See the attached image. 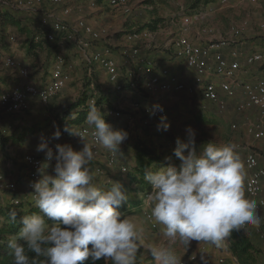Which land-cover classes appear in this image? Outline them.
Listing matches in <instances>:
<instances>
[{
  "label": "crops",
  "instance_id": "0c3cea01",
  "mask_svg": "<svg viewBox=\"0 0 264 264\" xmlns=\"http://www.w3.org/2000/svg\"><path fill=\"white\" fill-rule=\"evenodd\" d=\"M108 1L110 0H97V3L105 5L104 9L109 7V13H106L102 8L96 10L92 7L95 5V1L92 0H63L60 5L45 3L34 10L25 9L29 16L32 15L27 22L31 26L29 27L30 30L25 32L17 30L18 34H22L19 37L21 39L19 42H14L13 35H7L10 30L3 26L0 31V96L16 85L32 83L37 86H44L51 80L54 67L57 64V61H54L55 53L65 48L64 46L62 48L56 46L58 41L50 42L47 40L48 43H39L31 40L36 28L35 24L40 22V18L46 17L50 8L56 9L57 14L55 16L70 22V25L73 26L70 29H76L78 23L76 20L79 18H84L87 23L96 29H107V37L104 39L91 42L87 48H82L78 43L77 45L83 51L90 48L93 52L108 44L111 55L118 63L119 70L121 63L126 67H134L135 70L140 69V63H137L136 59H130L123 55L125 48L139 47L141 56L155 60L160 66H168L191 89L161 92L149 94L150 97H142L138 91L126 88L124 91L119 92L117 97H113L114 88L111 87L109 89V106L100 105L106 114L107 122L115 130H125L129 135L128 139L121 145V150L117 151V164H108L107 156L110 151L100 146V151L95 153V158L90 166L95 170V183L97 185L107 189L113 181H120L127 191L128 201L121 206L120 211L125 215L133 216L138 225L144 229L141 234L136 264H157V261L151 255L153 247L172 248L180 257L181 262H189L191 256L195 255L196 260L193 264H222L220 262L221 258H225L227 264H262L264 248L260 244L257 227L255 226L249 225L246 230L233 231L230 237L225 240L223 247H216L205 241H192L190 244H180L178 241L173 243L169 238L162 235V225L153 229L146 217V212L152 210L153 202L148 199L150 184L144 180L145 168L152 166V169L155 170L157 165H167L169 163L179 165L180 161L174 155V150L178 146L177 139L179 138L183 142L188 141V135L182 137L184 131L181 128L184 130L189 127L195 129L196 147L199 150L203 144L209 142L210 137L207 130L212 126V123L220 124V128L223 129L224 127L225 129L227 122L235 120L240 126H246L249 134H245L244 137L233 136L231 142L246 143L248 145L258 144L260 149L249 147L248 152H255L259 157L260 165L264 166V139L254 135V128L264 119L255 107L247 108L244 111L235 109L236 101L242 100L241 85L234 84L238 93L236 100H231L228 109L222 111L212 101L204 98L202 86L194 80L193 71L185 65L183 59L175 57L168 49L169 43L179 36H186L201 44L210 42L217 36L215 24L212 22L203 23L202 19H205L207 14L201 12H195L194 14L190 12L193 16H185L184 19L186 17L190 19L188 23H185L184 19L181 20L180 17L185 2L179 10L177 7L178 0H127L117 6L111 5L110 2L108 6ZM228 2L234 3L233 0H228ZM65 7L68 8L67 13L63 10ZM127 8L128 10H126ZM206 8L215 9V5L211 1L208 2ZM215 13L217 14V10L214 11ZM49 16H51L50 13ZM173 16H176V18L171 19ZM169 19H171L170 24L177 35L166 44V39H164L166 35L155 36L153 34L157 31L162 32L166 27L161 25L162 20L166 22ZM195 20H197L196 23H194ZM150 24L153 25L152 28L149 26ZM4 29L6 30L3 31ZM240 29L241 27L238 28V30ZM132 31H139V33L147 31L149 36L140 35L131 38L129 35ZM61 34L59 32L57 36L59 37ZM80 35L84 39L88 40L89 38L83 31ZM251 48L252 45L248 47L245 42L236 43L235 41H228L222 47L223 53L227 57L230 59L236 58L240 61L241 69L238 71L236 78H242L243 82L264 78V70L257 75H253L249 70V66L258 62H247V56L257 53H253ZM232 51H238L237 57L232 56ZM8 57L15 59L18 66L8 65L6 63ZM30 59L34 63L31 62V64ZM21 67L28 70V75L20 73ZM64 69L68 73L66 85L54 95L48 104L35 99L31 101L28 110L10 113L4 109L0 101V174H2L5 182L15 183L14 189L6 187L0 190V241L4 233L3 228L8 229V226H11V220L8 216L10 211L15 210L18 213L33 208L38 209L35 206V199L30 196L27 189L29 166L22 160V156L27 153L44 155V152H38L36 149L42 135L46 137L52 135L55 131L54 125H58L61 129L62 135L59 141L62 144L72 142L73 148L79 151L84 145L83 139L90 143V137L71 136L68 132L63 131L68 122H72L71 128L76 132L81 127L88 126L86 124L87 104L72 108L67 115L64 113L67 106L75 101L71 97V84L74 76L72 77V72L65 65ZM183 71H189L191 77H183ZM77 75L78 72L75 73V76ZM121 75L122 80H124L122 73ZM210 79L219 83L215 74H212ZM223 94L221 91V95ZM125 95L134 97L135 101H140L143 104L162 105L166 117L171 120L170 128L167 131L158 130L157 125L160 118L145 115L139 107L134 106L132 100L127 105L128 109H124L129 113L122 114L119 117L108 114L111 108L121 109L123 113L122 105L117 106L116 104L125 102V99L122 98ZM167 102L169 104L168 108ZM183 104H187V111H189L185 115H182L183 110H181V107L184 108ZM79 116L83 119L76 121ZM133 119H137L138 122L136 135L133 134L134 129L131 125ZM73 120L75 121L73 122ZM172 132L174 133L173 136H171ZM244 158L242 159L243 163ZM123 166H126L127 170H123ZM49 172H52V163ZM246 173L245 187L248 178L247 170ZM262 195L264 196V191ZM15 196L22 197L23 204L14 205L13 198ZM50 224L51 222H49ZM245 257H247V260ZM106 264H111V261H106Z\"/></svg>",
  "mask_w": 264,
  "mask_h": 264
},
{
  "label": "clouds",
  "instance_id": "9594fccd",
  "mask_svg": "<svg viewBox=\"0 0 264 264\" xmlns=\"http://www.w3.org/2000/svg\"><path fill=\"white\" fill-rule=\"evenodd\" d=\"M147 110L154 116L163 112V106L156 104ZM86 124L92 129L93 143L83 139L79 151L69 143L50 146L62 135L58 125L51 137H40L36 150L45 153V162L37 170L39 179L30 185L39 212L19 218L17 239L8 242L14 264H30L26 251L44 257V264H96L101 258L111 264H136L144 229L133 216L120 211L128 201L127 191L120 181H113L107 189L97 185L90 166L95 146L120 151L129 134L115 130L95 101L89 102ZM157 128H170L165 115ZM63 131L81 137L67 125ZM187 134L188 141L178 138L174 150L179 165L145 168L144 180L152 188L148 197L153 202L151 216L173 243L205 241L223 247L233 231L245 225L259 227L264 217L257 201L246 195L247 173L239 146L213 140L197 150L195 129L189 127ZM8 216L17 221L15 210ZM151 255L157 264H181L170 247H153Z\"/></svg>",
  "mask_w": 264,
  "mask_h": 264
},
{
  "label": "built area",
  "instance_id": "2783aa9c",
  "mask_svg": "<svg viewBox=\"0 0 264 264\" xmlns=\"http://www.w3.org/2000/svg\"><path fill=\"white\" fill-rule=\"evenodd\" d=\"M62 1L63 0H14L13 6L21 9L34 10L45 3L60 5ZM126 1L127 0H110L107 4L109 6L110 2L111 5L117 6ZM126 10H128V8ZM189 21V17L184 19L185 23ZM46 23H48V17L42 19V24L45 25ZM261 26L264 27V23H262ZM45 29L46 40L50 42L57 41V35L61 32L63 33L64 40L76 42L82 48H87L91 42H98L107 37V29H96L85 20H79L75 30L70 29L69 26L61 20H54L50 28ZM81 31L89 36L88 40L81 37ZM140 35L148 37L149 32L145 31L139 33V31H132L129 36L132 38ZM227 43V40H212L206 44H201L192 41L186 36H179L173 39L168 45L170 53L177 58L183 59L185 65L193 71L194 80L202 86L204 98L212 101L222 111L228 109L231 100H236L238 93L234 86V81L238 71L241 69L240 61L235 58L238 55V51H232V56L235 59H230L223 53L222 47ZM110 51L109 47L97 49L86 55V59L89 63L97 64L103 69L107 75L108 82L113 85L114 90L117 92L124 91L126 88L136 90L141 94H157L161 92L191 89L168 66H160L155 60L141 56L139 47L124 49L123 55L130 59H136L137 63H140V69L138 68L135 72H130L126 77V81L122 80L118 63L111 55ZM262 58V54L254 53L247 56V62L254 63ZM64 62L63 56L58 55L52 78L44 86L25 83L23 85H16L12 89L3 92L0 96V101L4 109L10 113L26 111L30 108L31 101L35 99L41 103L48 104L54 95L61 91L66 85L68 73H66L64 69ZM6 63L11 66H18V62L12 57H8ZM19 71L23 75H28V70L26 68L21 67ZM212 74L220 77L221 81L217 83L210 79ZM221 91L224 93L223 95H221ZM241 93L242 100L236 101L235 109L237 111H244L247 108L255 107L264 119V78H258L254 81H245L242 84ZM91 101L96 102V98L94 96L89 97L87 100L88 106ZM134 106L139 107L145 115L152 116L147 110V108L152 105L136 101ZM108 114L113 117H119L122 115V110L111 108ZM162 115L166 116V113L164 111L157 112L156 115L152 117L160 118ZM234 127H236V125H234ZM78 133L81 138L90 137V143H93L92 129L89 126L81 127ZM254 135L264 139V121L256 125V128H254ZM57 143L62 144L59 140H53L50 146L54 148ZM68 143L73 146L72 142ZM93 150L94 153H98L100 151V146H95ZM22 160L29 166L27 189L30 196L35 199L32 193L33 189L30 185L32 182L39 179L37 170L45 161V153L42 156L27 153L22 156ZM117 161V152L110 151L107 156L108 164L115 165ZM51 163L52 168H54L56 161L53 160ZM244 165L248 171L246 195H249L250 198L257 201L259 214L264 217V196L262 195L264 191V166L260 165L258 155L253 151H249L246 154ZM122 169L127 170V167L123 166ZM6 187L14 189L15 183L5 182L2 174H0V190ZM248 188L251 189L250 192L247 191ZM151 192L152 188L150 185L148 196ZM22 200V197L15 196L13 198V204L21 205L23 204ZM146 217L153 229L158 228L159 225L154 222L151 211L146 212ZM248 226L249 225H245L241 230H246ZM257 233L260 244L264 248V221L257 227ZM195 260L196 256L192 255L189 262L182 261L181 264H193ZM220 262L222 264H227L225 258H221ZM262 264H264V260Z\"/></svg>",
  "mask_w": 264,
  "mask_h": 264
},
{
  "label": "rangeland",
  "instance_id": "374dc122",
  "mask_svg": "<svg viewBox=\"0 0 264 264\" xmlns=\"http://www.w3.org/2000/svg\"><path fill=\"white\" fill-rule=\"evenodd\" d=\"M95 1L92 7H94L96 10L98 8H102V10L106 11V13H109V7L104 9L105 5H101L100 3H97V0ZM215 5V9H207L208 2H211ZM185 2V4H183ZM234 3H229L228 0H178L177 1V7L181 8L182 4L184 6L182 13L180 15L181 20L184 19L185 16H193L195 12H201L203 14H207L205 16L206 18L202 19L203 23L207 24L209 22H212L215 24V33L216 37L213 38V40H227L230 42H236V43H244L248 47H251L252 45V52H257L262 54L263 59L261 61H258L251 66H249V70L252 72L253 75H257L259 72L264 70V27L261 26L262 23H264V0H256V1H250V0H233ZM14 0H0V31L2 27L4 26L6 29H9L10 32L7 34L8 36L13 35L12 39H14V42H19L21 39H19L22 34H18L17 30L19 31H28L30 30V24L27 23L28 19L32 17V15H28V13L25 11V9H18L17 7H13ZM231 4L230 6H227ZM91 5V3H90ZM43 6V5H41ZM38 8V7H37ZM29 10V9H26ZM48 10V9H47ZM64 12H68V8L65 7ZM196 10V11H195ZM217 10V14H214V11ZM192 12V14L190 13ZM49 13L51 16H49ZM57 14L56 9L50 8L48 10V14L46 17H48V23L42 26V18H40V22L35 24L34 33L31 36L32 41L37 42H45L48 43L46 40V29L50 28L51 23L54 20H61L66 23V25L70 27H73L70 25V22L68 20H64L61 18H58V16H55ZM36 15V14H35ZM3 16V18H2ZM17 19H16V17ZM37 16V15H36ZM176 18V16L171 17V19ZM178 18V17H177ZM166 22H161L162 26L164 27V30L157 31L153 35L159 36L160 34L166 35L164 39H166V44H168L172 38H174L177 33L174 32L172 25L170 24V20ZM79 20H85L84 18H79L76 21ZM5 21L6 23H3ZM86 21V20H85ZM11 22H16V24H12ZM197 20L194 21L196 23ZM74 23V22H73ZM204 24V25H205ZM192 25V22H191ZM241 25V26H240ZM227 27V28H226ZM238 30V28H240ZM260 27V28H258ZM226 30L224 31V29ZM4 29L3 31H5ZM230 31V32H229ZM167 32V33H166ZM213 33V32H212ZM58 43L56 46L63 47L65 49H60L57 53H55L54 61H57L58 55H62L64 58V65L69 68V70L72 72V77L74 76V79L72 80V99L76 100L79 98V96L84 95V97L88 96H94L97 99L98 106H109V104L106 103V99H109V89L113 86L111 83L108 82L106 79V75L104 74L103 69L97 65L89 63L86 59V55L90 54L92 52V49L88 48L87 50H84L79 48L77 43H72L71 41H66L63 39V33L58 37ZM56 41V42H57ZM212 41V40H211ZM254 42V44H253ZM109 45H104L102 48H107ZM34 63L30 59V63ZM31 63V64H32ZM134 66V65H133ZM78 72V75L75 76V73ZM120 72L123 74V79L126 80V77L130 72H135L134 67H126L124 64L121 63L120 66ZM183 77L189 78L191 77L189 71H183L182 72ZM218 82L221 81V78L218 77ZM253 80V79H252ZM243 79L236 78L234 81V84L241 85L243 84ZM132 95V94H131ZM142 97H150L149 94H141ZM136 97V96H135ZM122 98L125 99V102L117 103L116 105H122L123 113L126 114L129 112H126L124 109H128V103H134L136 102L134 97H128V96H122ZM127 100V101H126ZM138 100V99H137ZM109 101V100H108ZM184 102V101H183ZM126 103V104H125ZM189 103V102H188ZM87 104V102H86ZM85 104V105H86ZM88 105H86L87 107ZM184 108L181 107V110H183L182 115H185L188 109L187 104H183ZM169 107V104L167 102V108ZM130 121V119H129ZM167 121L169 118L167 117ZM227 126H225V129L223 127L220 128V124L212 123V126L208 128L207 132L209 134V141L216 142L217 144H223L227 142H231V140L234 138L233 136L237 137H244L245 134H249L248 130L246 129V126H240L235 120L232 122H227ZM131 125H133V134H137V128H138V122L137 119H133L131 122ZM236 125V127H234ZM181 130L184 131L181 132L182 137L188 135L187 130H184L181 128ZM186 131V134H185ZM173 132L171 133V136H173ZM237 144V143H235ZM239 146V151L241 154L242 159L244 158L245 154L248 152L249 147H254L256 149H260V146L258 144L255 145H248L246 143L244 144H237ZM262 160V157H261ZM241 230V229H240ZM3 235L1 238L0 243H2V240L4 241H10V240H16V236L10 235L7 233L6 230L3 228Z\"/></svg>",
  "mask_w": 264,
  "mask_h": 264
},
{
  "label": "trees",
  "instance_id": "16d2710c",
  "mask_svg": "<svg viewBox=\"0 0 264 264\" xmlns=\"http://www.w3.org/2000/svg\"><path fill=\"white\" fill-rule=\"evenodd\" d=\"M3 23H6L5 21H3ZM12 24H16V22H11ZM151 28L153 27L152 24L149 25ZM119 95V92L114 90V95L113 97H117ZM109 96V95H108ZM88 97H84V95L80 96L78 99H76L73 103H71L70 105L67 106L66 111L64 113H66V115L68 113H70V111L72 110V108L74 107H82V105L86 104ZM109 99H106V103L110 104V101H108ZM96 103H97V99H96ZM81 115V114H79ZM82 117L79 116V118L76 119V121L81 120ZM83 119V118H82ZM75 120H73L74 122ZM72 122H68V124H66L67 126L71 127ZM33 212H39V209L33 208L30 210H27L25 212H18V216H17V223H14L11 221V226H8V229H4L7 231V233H9L10 235H14L17 237V234L19 233L20 227L21 225L19 224V218L22 217L23 215H29ZM5 233V232H4ZM17 239V238H16ZM8 242L9 241H3L2 243H0V264H14V259H13V255L11 254V249L8 247ZM21 243H23L22 241H19ZM26 254L29 256L30 259V264H44L45 258L40 256H36L35 253H32L30 251H26ZM245 259L247 260V257H245ZM96 264H106V261L104 258H101L99 261L96 262ZM247 264V263H246Z\"/></svg>",
  "mask_w": 264,
  "mask_h": 264
}]
</instances>
